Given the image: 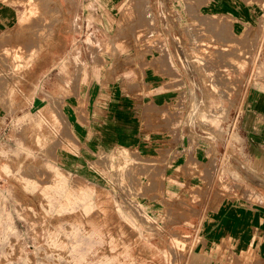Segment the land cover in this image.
<instances>
[{"label":"rangeland","instance_id":"obj_1","mask_svg":"<svg viewBox=\"0 0 264 264\" xmlns=\"http://www.w3.org/2000/svg\"><path fill=\"white\" fill-rule=\"evenodd\" d=\"M0 15V264H185L218 193L251 181L243 128L264 99V0H0ZM140 44L176 90L160 122L172 159L118 147L84 163L68 107L32 100L45 75L87 59L105 75Z\"/></svg>","mask_w":264,"mask_h":264},{"label":"crops","instance_id":"obj_2","mask_svg":"<svg viewBox=\"0 0 264 264\" xmlns=\"http://www.w3.org/2000/svg\"><path fill=\"white\" fill-rule=\"evenodd\" d=\"M4 22L0 15V37L6 31ZM147 47L136 45L122 64H109L105 75H100L89 59L82 67L78 66L77 74L45 75L46 94L43 98L36 96L31 108L48 111L52 102L68 107L66 118L77 146L85 153L81 155L82 162L87 161L84 156L88 153L118 147L142 152L153 162L166 163L172 159L166 151L165 128L160 122L165 115L166 100L173 99L176 90L170 86L164 59L158 54L150 59ZM5 49L9 47L0 43V50ZM76 49L83 55L86 48L83 45ZM6 90L0 83V114L5 112L2 103ZM150 108L153 127L147 128ZM243 130L252 168L251 181L238 180L237 184H241L236 194L218 193L217 201L197 225L198 239L185 264H264V99L245 113ZM150 150L153 154H149ZM173 173L175 179L187 180L191 186L194 180L202 178V172L197 171Z\"/></svg>","mask_w":264,"mask_h":264}]
</instances>
